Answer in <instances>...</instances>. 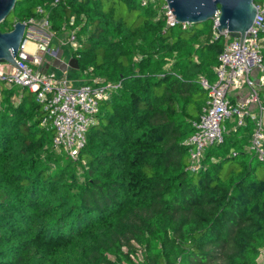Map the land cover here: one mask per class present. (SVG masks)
Returning <instances> with one entry per match:
<instances>
[{
	"label": "trees",
	"instance_id": "obj_1",
	"mask_svg": "<svg viewBox=\"0 0 264 264\" xmlns=\"http://www.w3.org/2000/svg\"><path fill=\"white\" fill-rule=\"evenodd\" d=\"M164 4L16 0L0 23L4 33L45 18L54 40L73 32L78 69L68 78L119 84L75 160L53 149L34 93L0 85V264H135L137 252V264H258L264 158L248 150L254 123L227 129L194 171L186 144L224 40L212 20L168 27Z\"/></svg>",
	"mask_w": 264,
	"mask_h": 264
},
{
	"label": "built area",
	"instance_id": "obj_2",
	"mask_svg": "<svg viewBox=\"0 0 264 264\" xmlns=\"http://www.w3.org/2000/svg\"><path fill=\"white\" fill-rule=\"evenodd\" d=\"M255 7V19L245 34L240 52V40L232 38L226 30L218 33L217 15L212 19L213 32L215 36H222L224 45L214 68L215 81L212 84L206 80L201 81L207 100L202 113L192 123L194 131L186 141L190 145L189 159L193 171L198 169L199 161L208 146L223 142L227 131L225 124L235 122L236 126H241L245 117L254 123L248 150L259 160L264 158V98L260 96V92L264 91V58L261 55L264 42V4H255ZM162 11L168 27L181 25L185 29L189 26L179 24L166 3L162 6ZM37 13L42 14L43 10L38 8ZM23 23L29 34L24 37L15 57L16 65L23 71L0 62V85L26 88L34 93L35 101L43 106L41 125L53 130V149L75 160L85 145L86 132L95 123L101 103L119 88V84L83 81L74 85L66 75L43 71L42 58L49 52L48 44L53 39L49 24L45 18L39 21L30 18ZM35 29L45 33V43L30 39L31 34L36 33ZM60 45L76 50L74 33L60 41ZM242 89L247 90V96L234 101L232 93ZM253 107L256 113L251 111ZM134 257L138 258V255H131V261ZM260 258H264V249ZM138 260L141 261V255Z\"/></svg>",
	"mask_w": 264,
	"mask_h": 264
},
{
	"label": "water",
	"instance_id": "obj_3",
	"mask_svg": "<svg viewBox=\"0 0 264 264\" xmlns=\"http://www.w3.org/2000/svg\"><path fill=\"white\" fill-rule=\"evenodd\" d=\"M164 2L179 24L197 26L211 21L217 15V32L226 30L232 38L239 39V52L257 12L253 0H164ZM15 3L16 0H0V23L9 17ZM28 34L23 22H16L9 32H0L1 63L18 67L15 57L21 42ZM68 67L77 70V60L69 59Z\"/></svg>",
	"mask_w": 264,
	"mask_h": 264
},
{
	"label": "crops",
	"instance_id": "obj_4",
	"mask_svg": "<svg viewBox=\"0 0 264 264\" xmlns=\"http://www.w3.org/2000/svg\"><path fill=\"white\" fill-rule=\"evenodd\" d=\"M35 30L36 33L31 34L30 39L39 43H45V40L43 39L45 33L39 29H35ZM57 41L59 42V44L57 43ZM60 41L62 40L52 39L50 41L47 48L49 52L43 55L41 68L43 71H53L59 75H66L67 77H69L70 74L71 75L74 74L71 73L72 71L68 67V61L69 59H71V56L68 53V47L61 46ZM78 80H80V78H76L77 81L76 83H74L75 82L74 79H72L71 81L73 84H80ZM246 92L247 90L245 89L238 90L232 93L231 95L232 99L234 98L233 99L234 101L241 100L246 96ZM261 98H264V94L261 95Z\"/></svg>",
	"mask_w": 264,
	"mask_h": 264
},
{
	"label": "rangeland",
	"instance_id": "obj_5",
	"mask_svg": "<svg viewBox=\"0 0 264 264\" xmlns=\"http://www.w3.org/2000/svg\"><path fill=\"white\" fill-rule=\"evenodd\" d=\"M163 1H164V0H163ZM49 32H50V31H49ZM54 37H55V36H54ZM66 37H67V33H65L64 35H62L61 38H56V39H58V40H64ZM56 39H55V40H56ZM57 43L59 44L58 41H57ZM66 51H67V50H66ZM68 53H69V51H68ZM69 79H70V78H69ZM72 79H74V81H75L74 83L77 82V81H76V78L73 77ZM72 79H71V80H72ZM83 81H86V80H84V79H83V80H82V79L78 80V82H80V83L83 82ZM74 85H78V84H74ZM247 94H248V92H246V96H247ZM251 111H252V112H255V113L257 112L256 109H254V107L251 108ZM225 126H226V129H231V128L234 129V127L236 126V123H235V122H233V123L227 122V123L225 124ZM123 251H125V249H123ZM137 253H138V252H137ZM137 255H138V258H139L140 253H138ZM261 256H262V255H261ZM138 258H137V257H134L133 260H132L133 263H135V262L138 263V261H139ZM257 263H258V264H264V258H260V256H259L258 259H257Z\"/></svg>",
	"mask_w": 264,
	"mask_h": 264
}]
</instances>
